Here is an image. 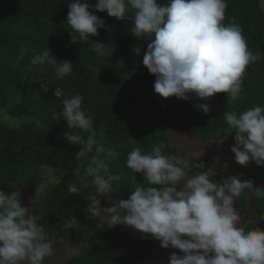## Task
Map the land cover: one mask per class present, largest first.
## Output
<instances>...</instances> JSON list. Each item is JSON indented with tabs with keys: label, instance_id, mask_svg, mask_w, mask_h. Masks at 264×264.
<instances>
[{
	"label": "trees",
	"instance_id": "16d2710c",
	"mask_svg": "<svg viewBox=\"0 0 264 264\" xmlns=\"http://www.w3.org/2000/svg\"><path fill=\"white\" fill-rule=\"evenodd\" d=\"M95 2L89 0L92 5ZM261 2L227 0L222 23L227 25L234 20L242 29L249 51L261 54V59L246 67L240 97L229 102L225 93L215 94L207 99L210 111L206 115L188 99L162 98L154 92L155 76L142 64L151 39L134 37L129 31L130 18L117 20L106 12H95L104 20L105 28L99 29L97 36L81 42L66 22L69 0H0V111L19 121L17 126H11L0 115V190L6 194L17 192V198L25 206L21 187L36 188L44 167L55 172L59 179L44 194L35 197L31 213L38 216V224L55 239L64 238L69 231L77 236L75 243L81 248L65 264H136L134 256L138 254H171L172 251L171 247H160L159 241L138 230H134L135 236H130L109 228L107 221L88 213L84 192H69L72 180L92 189L84 169L93 154L78 160L76 152L80 146L69 144L64 138L65 131L80 130L67 128L62 116L57 120L63 101L75 94L83 96L82 109L86 115L93 116L94 130L98 137L103 134L104 147L120 153L109 164L110 172L120 177L113 181L115 192L101 197L124 199L125 190L147 184L142 174L126 167L127 154L133 148L140 147L142 153H149L163 141L164 155L178 154L171 146L162 119L165 112L178 115L173 123L176 129L196 140L216 142L234 137L222 118L225 111L239 113L256 105L264 107ZM158 3L166 4L167 0H158ZM131 15L130 10L128 16ZM91 41L105 43L107 54L98 55ZM135 47L141 48L139 55L134 52ZM48 50L57 62H71L72 72L57 79L49 63H32L36 55L43 56ZM42 83L48 85L47 93L42 91ZM209 177L215 183L226 178V174ZM244 179L252 180L254 185H264V165L249 162ZM248 197L255 203L252 219L243 225L245 230L264 224L261 219L264 198L247 190L239 198L241 213L247 209ZM70 220L80 226L70 228L67 226ZM115 250L117 254L113 253Z\"/></svg>",
	"mask_w": 264,
	"mask_h": 264
},
{
	"label": "clouds",
	"instance_id": "9594fccd",
	"mask_svg": "<svg viewBox=\"0 0 264 264\" xmlns=\"http://www.w3.org/2000/svg\"><path fill=\"white\" fill-rule=\"evenodd\" d=\"M67 5L66 22L81 42L105 28L95 12H106L117 20L130 18V33L137 39H151L142 64L155 76L154 92L162 98L187 100L193 94L206 100L225 93L227 101H236L242 93L246 67L261 59V54L249 51L234 20L222 23L227 0H167L166 4L158 0H96L94 5L89 0H69ZM91 46L98 55L107 54L105 43L91 41ZM134 52L139 55L141 48L135 47ZM38 62L52 65L57 79L73 70L71 62H57L49 50L33 58L32 63ZM40 87L44 93L49 91L46 83ZM83 99L79 94L66 98L56 118L62 116L67 128L80 130L64 133L69 144L80 146L78 160L93 154L84 169L95 189V194L85 197L91 216L106 220L109 228L121 223L130 226L159 241L162 248L179 250V255L170 254L168 264H264V230H245L235 207V198L245 190L264 198V185L237 175L214 183L207 171L189 177L185 169L190 161L164 155L163 141L149 153L135 147L127 154L126 167L142 174L146 186L133 189L127 199L102 207L97 195L115 192L113 181L120 177L110 172L109 164L120 153L104 147L103 134L98 137L94 130L93 116L82 109ZM196 107L206 115L210 111L207 103ZM222 118L234 134L230 151L235 162L264 165V107L225 111ZM68 190L81 192L76 183H70ZM17 195L0 190V264H44L54 254L53 241Z\"/></svg>",
	"mask_w": 264,
	"mask_h": 264
},
{
	"label": "rangeland",
	"instance_id": "374dc122",
	"mask_svg": "<svg viewBox=\"0 0 264 264\" xmlns=\"http://www.w3.org/2000/svg\"><path fill=\"white\" fill-rule=\"evenodd\" d=\"M262 7L264 8V0L261 2ZM189 102L194 104H200V103H206V100H200L195 95L192 94L191 97L188 99ZM0 115L2 116V120L5 121L4 123H7L11 126H17L19 121L15 118H12L5 114L4 111H0ZM178 117V115H175L174 113L167 111L164 113L162 119L164 124H166L167 128V135L171 140V146L173 148H176L178 151V154L176 156L182 157L183 159H187L190 161V167L188 169H185L187 172L188 170H192L194 173L199 172L197 169H202L201 167V161L205 154H210L214 163L211 164L212 173H220V174H226V178L229 175H237L240 177L241 180H244V174L247 170L248 164L246 166H241L234 160V154L230 151V148L234 145L235 141L233 137H227L223 138L221 140H218L216 142H204L200 140H196L193 136L186 134L184 131L178 130L173 126V123ZM149 142V140H147ZM174 156V155H173ZM217 156V157H216ZM194 166V167H192ZM188 176L190 177V173H188ZM213 175V174H211ZM40 183L38 185V190L34 194V198L38 195L44 194L53 184L57 182L58 176L55 174L54 171L51 169L44 167L41 169V172L39 174ZM66 181H68V177H65ZM71 183H76L75 181H70ZM77 184V183H76ZM78 187L81 188V192L85 193V196L89 194H95V189L92 187V189H87L86 186L77 184ZM18 187L21 186L18 183ZM25 188L21 187V192H23ZM31 189H25L23 192V198L26 200L25 207H28L29 214L33 215L31 213L32 208V202L34 201V198L31 194ZM131 193V190H125V195L127 199ZM241 196V195H240ZM239 197L235 198V207L239 212V215L241 217V225L243 226L247 221L252 219L253 209H254V199L251 197H248V206L247 209L244 211V213H241V203L239 201ZM97 198L101 201L102 207H109L111 206L112 201H117L115 199L111 198H102L100 195H97ZM33 199V200H32ZM38 217V216H36ZM102 221V220H101ZM106 221V220H103ZM67 226L77 227L80 226L75 220H70L67 224ZM112 229H115L116 231L122 233V234H128L130 236H135L136 233L134 232L135 229L132 227L129 228L127 226H124L122 223L115 225L114 227H111ZM261 230L264 229V224H261L259 227ZM82 235L85 236L83 233V230H80ZM47 234V233H46ZM48 237L53 241V247H54V254L47 258L44 264H65L68 260H70L74 255L78 253L81 247H78L75 243V240L77 236L69 231L64 239H55L50 234H47ZM129 236V237H130ZM172 252H176L178 255L181 254L179 250L171 248ZM118 251H113V253L117 254ZM170 253L168 254H138L134 256V260L136 264H168Z\"/></svg>",
	"mask_w": 264,
	"mask_h": 264
},
{
	"label": "flooded vegetation",
	"instance_id": "af4514ba",
	"mask_svg": "<svg viewBox=\"0 0 264 264\" xmlns=\"http://www.w3.org/2000/svg\"><path fill=\"white\" fill-rule=\"evenodd\" d=\"M234 138V137H233ZM217 157V156H216ZM214 163V161H213V159H212V157H211V155L210 154H205L204 156H203V158H202V161H201V167H202V169H197V171H207L208 173H209V176H211V174H213L214 175V173H212L211 172V170H212V167H211V164H213ZM188 172V171H187ZM188 173H190V172H188ZM192 174H194V172H191L190 173V175H192ZM215 174H220V173H215ZM25 189H28V187H24ZM25 189L23 190V191H25ZM35 189L36 188H34V189H31V194H32V196H33V198H34V193H35ZM242 195V194H241ZM24 196V195H23ZM22 199H23V201L25 200L23 197H22ZM35 199V198H34ZM33 200V199H32ZM26 201V200H25ZM24 201V202H25ZM48 234V233H47ZM51 235V234H50ZM51 236H53V235H51ZM54 237V236H53ZM66 237V236H65ZM64 237V238H65ZM55 238V237H54ZM64 238H62V239H64ZM58 240V239H57Z\"/></svg>",
	"mask_w": 264,
	"mask_h": 264
}]
</instances>
